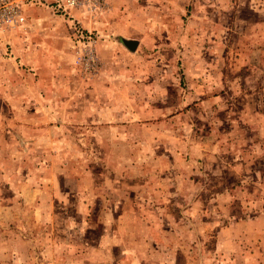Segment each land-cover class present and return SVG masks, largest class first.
<instances>
[{
  "label": "rangeland",
  "instance_id": "1",
  "mask_svg": "<svg viewBox=\"0 0 264 264\" xmlns=\"http://www.w3.org/2000/svg\"><path fill=\"white\" fill-rule=\"evenodd\" d=\"M126 11L145 23L118 24L104 12L89 29L71 21L77 11L69 17L33 6L22 28L0 32L16 39L0 44L3 56L29 47L45 55L39 66L13 58L18 94H40L22 86L41 81L49 97L44 105L0 102V264H264V0ZM160 13L163 22L154 18ZM75 26L93 33L95 68L78 61L84 46ZM111 95L116 116L90 123L88 109L100 110ZM78 108L83 119L73 120ZM44 112L62 129H29ZM13 113L17 128L9 125ZM121 123L123 133L102 127ZM89 170L101 194L99 211L84 217L74 209V178ZM118 171L133 194L130 211L149 192L144 180L171 210L147 224L128 214L122 237L136 244L119 253L102 242L120 220L109 209L113 200L120 208L119 196L107 184ZM57 179L69 194L62 202L49 199ZM54 206L63 212L57 220L41 216ZM56 240L66 245L52 247Z\"/></svg>",
  "mask_w": 264,
  "mask_h": 264
},
{
  "label": "crops",
  "instance_id": "2",
  "mask_svg": "<svg viewBox=\"0 0 264 264\" xmlns=\"http://www.w3.org/2000/svg\"><path fill=\"white\" fill-rule=\"evenodd\" d=\"M107 2L109 3V11L108 13L105 12L103 17L106 16H114L112 20L116 21V23L118 24H122V25H126V24H137L140 22L145 23V21L139 20V18L137 17L134 18L132 16L133 13H128L126 11L127 7H139L141 6L143 7H153V8H158V9H163V8H173V7H182L185 8L186 3L190 2V0H107ZM120 9V12L117 9ZM124 9V10H122ZM77 13V17H75L76 19L79 20L78 24H82L84 27H91L92 24L97 23L98 20H102V14L101 15H88L85 13H79L78 11ZM165 15L161 14L158 16H154L157 17L159 20V22H163L165 17ZM154 21V20H152ZM90 29V28H89ZM128 30V28H127ZM129 36L132 35H128L126 38L127 40H129ZM14 40H16L15 38H8V37H1L0 38V44L2 45V42L5 41H10V42H14ZM137 40V39H134ZM138 44V43H137ZM1 52H5L3 48H0V102L2 101V103H6V104H17V103H39L41 105H44L48 102V95H47V91L43 92L42 88H43V84L41 81H37L34 84H29V85H23L22 87L25 88H29V91H33V88H37L40 89V94H38L37 92H35V96H30V95H21L18 94V92L16 91L17 88V83H15L13 80L15 79L14 74L10 72V70L12 72H14V57H19L21 58L20 62L22 63H27L33 66H39L42 63H44V58L45 55L43 53V51L38 50V51H33L30 47L28 49H24V51H16L15 53L12 52L11 54H8L6 56H3V54ZM12 54H14L12 56ZM18 70V68L16 67L15 72ZM3 81V84H2ZM7 81L6 85L5 82ZM112 87V86H109ZM107 87V88H109ZM27 91V90H26ZM191 96V95H190ZM33 99V100H32ZM96 101L94 102L95 104H98L99 101L98 99H95ZM115 102L119 103L118 100V95H111V96H107L104 97V100L102 101V104L104 106H100L99 108H101L100 110L97 108H90L88 109V117H86V115L84 116L82 111L78 108L77 110H74V114L70 113V115L74 116L75 119H83V116L85 118H87L88 120H90V123H95L98 122L99 119H101L100 117H103L104 120H112L114 118V116H116V112H115V107H113V105L115 104ZM127 101L125 98L121 97L120 99V104H125ZM90 103V101H89ZM92 106V105H91ZM121 113V111H119ZM82 113V114H81ZM47 114L43 117L40 118H36L34 120V122H36L35 126L36 128H32L29 127V129L34 130H38V131H46L49 128H53L55 127V129H62L61 127H57V126H49L50 121L54 120V117H49L50 113H45ZM82 116V117H81ZM55 119H59V118H55ZM100 122V121H99ZM9 125L14 126V128L18 127L17 124V116L15 113H13L10 118H9ZM24 125V124H23ZM57 125V124H55ZM11 126V127H12ZM49 127V128H48ZM103 128H105V130H110V129H114L116 131V133H120L125 130L126 126H123V123L121 124H116V126L113 125H108V126H102ZM12 130V131H11ZM16 130V129H15ZM15 130L12 128H9V132L10 135L15 133ZM54 132H58L54 131ZM142 168L144 167V163H141L140 165ZM53 165L51 166L50 169L52 168ZM58 168V167H57ZM59 169V168H58ZM57 175L61 173V171H57ZM67 176L70 172H74V174H76L75 170L73 171H65ZM64 173V172H62ZM119 176H117L116 174H113V176L111 178H107V181L109 183L110 186V192H114L115 194H112V198H115L116 196H119L118 201L120 204V208H114L116 206L115 201L113 200V202L110 204L109 209L113 210L111 211L112 215H117L120 217V220H118V224H115V230L112 231L113 237L109 236V235H105L104 239L102 242H105V247H109L110 252H118L119 253V248L122 249H127L128 247H134L136 243H127L126 240L122 237L124 232H125V226L127 225V221L126 218L128 216V214H136L139 213L140 215H142V217L145 219V223L148 222L149 219L153 218L154 216L158 215L159 212H161V214L163 216H167L169 214H171V210L170 207L167 206L166 204H159L158 201H156L158 195H157V191H155V188L151 185L150 181H141L140 183L143 184V188L149 189V192L145 193H139L135 198H137L139 201L138 206H136L135 211H130V209H128L126 207L127 205V201L130 198V196H132L133 194L128 192V180L125 179L126 177L123 178V173L118 171ZM96 178V177H95ZM94 178L93 172L92 171H84V173L79 174L78 177L75 179L74 181L77 183L76 185V190H77V194L79 197H76V203H75V210H78L77 214L78 215H83L84 217L86 215H91L90 211L94 209V212L99 211V206H97L98 201H100L99 196L101 193H97V189H98V185L96 183V180ZM73 180V177H72ZM49 182V181H48ZM51 192H50V196L49 199L50 201L53 200H59V202H62L64 199L63 197L67 194V186L65 184V182L60 181L57 179L56 182L51 181ZM54 182V183H53ZM72 183V182H71ZM47 184H44V186H46ZM54 188H56V190L54 191ZM96 189V191H95ZM64 190V191H63ZM145 190V189H144ZM59 191H63V193L61 192V195L59 193ZM32 194H35V192H31ZM37 193V192H36ZM66 193V194H64ZM121 193V194H119ZM106 194H109V192H106ZM117 194V195H116ZM111 198V197H109ZM108 198V199H109ZM96 201V206L94 208V204ZM102 204V203H101ZM62 206L65 207V205ZM116 210V211H114ZM63 212H60L59 210H57L56 206H54V209L49 208L46 209V211H44L43 213H41V216H48L51 217V220L55 221L57 220V218L54 219V216L57 217V215H62ZM149 217V218H148ZM151 217V218H150ZM142 222V219H141ZM116 223V221H115ZM109 224V223H108ZM147 224V223H146ZM89 227H93L92 225H89ZM107 234V233H106ZM60 241V242H59ZM66 241L64 240H56V242L53 244H51L52 247H58V248H63L66 244ZM144 244H147V242H144ZM86 246V248L88 249L91 248L93 245L91 243H89L88 241H82V246ZM96 247V246H94ZM59 255V252H57V256ZM123 255L120 257L121 258V262L125 263L126 259H123ZM136 260L139 261V263H141V260L144 258L143 255H140L138 253H136L135 256Z\"/></svg>",
  "mask_w": 264,
  "mask_h": 264
},
{
  "label": "built area",
  "instance_id": "3",
  "mask_svg": "<svg viewBox=\"0 0 264 264\" xmlns=\"http://www.w3.org/2000/svg\"><path fill=\"white\" fill-rule=\"evenodd\" d=\"M42 6L61 15L73 16L78 11L91 16L101 15L109 9L107 0H0V32H10L25 25L29 7ZM78 24L79 20L72 18ZM74 34L78 41H82L84 49L78 51V61L89 68H95L94 38L91 30L74 27Z\"/></svg>",
  "mask_w": 264,
  "mask_h": 264
},
{
  "label": "water",
  "instance_id": "4",
  "mask_svg": "<svg viewBox=\"0 0 264 264\" xmlns=\"http://www.w3.org/2000/svg\"><path fill=\"white\" fill-rule=\"evenodd\" d=\"M125 45L130 48V49H134L135 46L137 45V41L133 40V39H129V40H125Z\"/></svg>",
  "mask_w": 264,
  "mask_h": 264
}]
</instances>
